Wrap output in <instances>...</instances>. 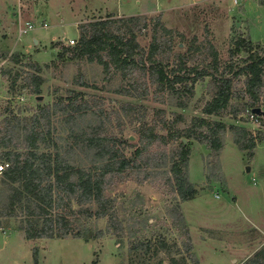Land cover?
Returning <instances> with one entry per match:
<instances>
[{
    "label": "rangeland",
    "instance_id": "obj_1",
    "mask_svg": "<svg viewBox=\"0 0 264 264\" xmlns=\"http://www.w3.org/2000/svg\"><path fill=\"white\" fill-rule=\"evenodd\" d=\"M140 14L146 15L150 24L138 38L146 49L152 39V20L158 16L173 31L176 52H194L197 46L211 42L221 60L227 61L240 36L264 49V0H0V54L8 52L20 58L16 63L0 58V137L5 121L17 122L42 105L56 110L61 98L67 101L76 92L94 110L102 109L107 130H124V137L134 145L129 151L138 143L135 130L141 121L135 119L137 115L142 122L155 124L161 133L167 130L164 122L181 114L183 118L174 125L177 128L189 126L195 116H207L264 135L261 118L252 117L250 108L242 110L247 97L232 98L231 104L241 109L236 117L202 112L214 91L210 77L196 83L194 96L181 108L171 96L161 101L153 86L144 98L120 95L115 89L128 86V81L119 74L109 75L96 62L57 56L59 47L53 45L61 41L67 45L65 38L77 41L80 23ZM27 21L35 28L20 35L19 28ZM29 62L43 67L40 95L31 93L23 78L12 83L16 73L26 76ZM242 86L241 80L234 89L240 91ZM257 107L264 111V90ZM98 118L89 112L72 124L67 113L57 110L52 114L59 149L74 164L88 167L91 158L85 150L72 148L70 130L95 125ZM223 138L218 153L195 139L186 141L191 149L188 175L196 189L192 200L181 201L167 179L170 156L179 140L151 150L164 165L128 169L124 179L111 184L106 194L114 199L113 211L123 226L120 236L109 231L88 242L73 237L29 240L20 218H2L0 264H36L35 254L37 264H251L245 257L251 254L254 258L264 247V139H257L250 154L235 143L232 128L228 127ZM4 192L0 174V198ZM91 225L106 230L108 218L92 220ZM161 240L165 247L160 246Z\"/></svg>",
    "mask_w": 264,
    "mask_h": 264
},
{
    "label": "trees",
    "instance_id": "obj_2",
    "mask_svg": "<svg viewBox=\"0 0 264 264\" xmlns=\"http://www.w3.org/2000/svg\"><path fill=\"white\" fill-rule=\"evenodd\" d=\"M152 39L148 49L139 42V35L149 27L146 15L112 16L93 19L79 24V35L74 45L56 42L57 56L62 60H86L103 66L104 71L119 74L128 81L115 89L120 95L132 98L146 97L150 86L160 95L176 100V105L186 108L194 96L195 85L210 77L214 91L202 112L208 116L232 114L241 111L231 104L235 96L247 97L243 111H250L260 105L264 90V49L257 48L250 38L240 36L234 41L229 59L222 61L218 50L211 42L185 52H176L173 47L172 30L167 28L161 17L152 20ZM257 48V49H255ZM1 59L19 62L18 55L0 54ZM26 76L16 73L13 85L23 78L31 93L40 95L44 77L43 67L37 62H29ZM148 81L146 85V81ZM242 80L243 86L236 91L235 85ZM143 82L144 86L140 84ZM82 84V81L80 82ZM84 85V84H83ZM80 93L61 98L53 110L49 105L39 106L37 112L17 122L7 120L0 137V161L8 166L1 173L5 192L0 198V226L2 218L17 217L27 239L80 238L86 242L102 237L112 231L120 236L123 232L121 221L117 219L114 199L106 190L118 179L126 177L128 169H145L151 165L162 166L151 152L155 146H166L178 141L170 156L168 183L177 191L181 201L195 198L196 189L189 179L188 165L191 149L184 139H195L218 153L224 146V133L228 127L234 131V141L241 150L253 154L257 139L264 135L253 134L245 127L211 120L207 116H195L189 126L177 128L180 114L165 123L166 133L156 130L155 124L139 122L136 131L138 143L133 147L124 137L105 128L102 109L94 110L87 101H82ZM57 110L67 113L70 123H78V118L92 112L99 117L95 125L81 130H70L74 144L87 152L90 166L83 167L65 158L59 149L56 130L51 116ZM144 116V114H142ZM261 118L264 124V117ZM146 123V124H145ZM145 177L150 174L145 173ZM108 218L106 230L93 227L92 220ZM160 246L165 247L163 240ZM37 264V255L35 254ZM253 264H264V247L251 260Z\"/></svg>",
    "mask_w": 264,
    "mask_h": 264
},
{
    "label": "built area",
    "instance_id": "obj_3",
    "mask_svg": "<svg viewBox=\"0 0 264 264\" xmlns=\"http://www.w3.org/2000/svg\"><path fill=\"white\" fill-rule=\"evenodd\" d=\"M43 26L44 27H48V24L44 23ZM34 28H35V24L32 23L31 21H27L24 26H20L19 34L20 35H27ZM66 42H67L68 45H74L76 43V40L74 38H68ZM250 113H251L252 117L256 118L254 113H252V112H250ZM7 166H8L7 163L0 164V174L6 169Z\"/></svg>",
    "mask_w": 264,
    "mask_h": 264
},
{
    "label": "water",
    "instance_id": "obj_4",
    "mask_svg": "<svg viewBox=\"0 0 264 264\" xmlns=\"http://www.w3.org/2000/svg\"><path fill=\"white\" fill-rule=\"evenodd\" d=\"M68 38H65V40H67ZM35 43H38V40L35 39ZM252 112L256 115L259 116H263L264 115V111L260 108V107H255L252 109ZM187 139H184V142L186 143ZM247 170L250 171V167H247Z\"/></svg>",
    "mask_w": 264,
    "mask_h": 264
},
{
    "label": "crops",
    "instance_id": "obj_5",
    "mask_svg": "<svg viewBox=\"0 0 264 264\" xmlns=\"http://www.w3.org/2000/svg\"><path fill=\"white\" fill-rule=\"evenodd\" d=\"M257 251H258V250H257ZM252 259H253V258H251V254H249V255H247V256L245 257L244 261L249 260V261L251 262ZM251 264H253V263L251 262Z\"/></svg>",
    "mask_w": 264,
    "mask_h": 264
}]
</instances>
